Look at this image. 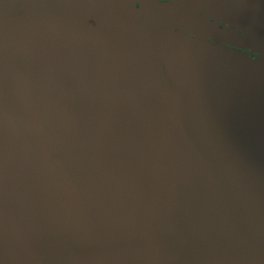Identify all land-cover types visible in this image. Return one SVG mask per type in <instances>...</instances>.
<instances>
[{"label": "water", "instance_id": "obj_1", "mask_svg": "<svg viewBox=\"0 0 264 264\" xmlns=\"http://www.w3.org/2000/svg\"><path fill=\"white\" fill-rule=\"evenodd\" d=\"M236 29L264 0H0V264H264V47Z\"/></svg>", "mask_w": 264, "mask_h": 264}, {"label": "rangeland", "instance_id": "obj_2", "mask_svg": "<svg viewBox=\"0 0 264 264\" xmlns=\"http://www.w3.org/2000/svg\"><path fill=\"white\" fill-rule=\"evenodd\" d=\"M169 2H172V1H169ZM173 3V2H172ZM138 7H139V5L138 4H129L128 5V10H129V12H128V14H129V16H130V20H129V22H133V24L136 26V27H138L139 29H142V20H141V18H140V14H141V11H139V10H137L138 9ZM199 15H201V16H203V17H205V19H208L209 21H211V22H213L214 23V17H212V15H211V13L209 14V13H207V12H205V11H203V13L202 12H199ZM189 23H191L190 24V27H201V25H199V23L200 22H197L195 19H191L190 21H188ZM219 23H221V21L219 22ZM224 26L223 27H225V28H228V23H225L224 22V24H223ZM236 31H239V32H244L245 34H248V35H246V37H249L250 39H247V40H250L251 42H255L256 44H258V45H260V46H263L264 47V32H263V36H256V35H252V32H251V36H249V34L250 33H248V31H246V30H244V31H242L241 29H236ZM184 32H185V30L184 31H180V32H174L173 31V36H175L176 34L177 35H179L180 37H183L184 36ZM142 34V32L140 31V35ZM243 34V33H242ZM242 36V35H241ZM186 37H190V35H187ZM193 46V44H190V47H192ZM180 47H189V45H187V46H183L182 44L180 45ZM229 48V47H228ZM232 50V49H231ZM230 50V51H231ZM219 51V50H218ZM234 51H236V50H234ZM238 51H240V50H238ZM242 53V52H241ZM250 53V52H249ZM246 55H248L249 57H251L252 58V53L251 54H247V53H245ZM252 59H254V58H252ZM256 59H260V56H258V57H256ZM167 64H168V66H169V69H170V72L172 73V74H174V73H176V70H177V62L175 61V60H172V59H169L168 61H167ZM166 83H169L170 85H171V106H173L175 103H176V95H175V93H174V91H175V88H174V85L172 84V81H170L169 80V82H167V80H166ZM173 85V86H172ZM174 90V91H173Z\"/></svg>", "mask_w": 264, "mask_h": 264}, {"label": "flooded vegetation", "instance_id": "obj_3", "mask_svg": "<svg viewBox=\"0 0 264 264\" xmlns=\"http://www.w3.org/2000/svg\"><path fill=\"white\" fill-rule=\"evenodd\" d=\"M159 1L163 2V0H159ZM214 22H216L215 19H214ZM218 24H219L220 27H223V26H224V25H223L224 22H221V23H218ZM241 35H242V34H241ZM229 49L231 50V49H236V48L229 47ZM240 52H242V53H247V54H251V53H249V51H246V50H240ZM251 56H252V58L256 59V57H258L259 55L252 53Z\"/></svg>", "mask_w": 264, "mask_h": 264}]
</instances>
